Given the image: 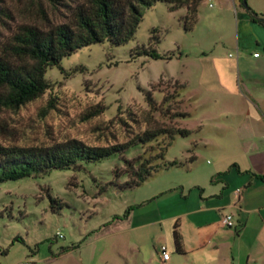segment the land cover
Listing matches in <instances>:
<instances>
[{
  "label": "rangeland",
  "instance_id": "rangeland-1",
  "mask_svg": "<svg viewBox=\"0 0 264 264\" xmlns=\"http://www.w3.org/2000/svg\"><path fill=\"white\" fill-rule=\"evenodd\" d=\"M73 1L54 5L49 0H0V49L22 24L46 30L66 22L70 10L64 4ZM234 3L237 8L250 3L264 6V0ZM231 7L230 0H202L193 30L185 31L184 9L171 11L167 3L156 2L144 9L131 40L79 48L61 59L64 71L48 69L50 88L41 97L18 110L0 108V140L47 145L77 138L105 145L124 142L155 126L189 128V117L180 120L174 115L189 112L183 94L196 81L199 51L215 39L212 29L219 27ZM149 45L171 58L136 55L137 47ZM183 78L189 86L179 81ZM147 90L156 101L155 109L145 100ZM94 108L102 112L92 115ZM189 139L174 136L162 162H186L195 154L187 151ZM143 148H131L124 156L135 158ZM196 155L192 165L159 169L134 187L121 186L127 176L114 174L117 167L124 168L118 154L82 162L78 168L51 169L0 183V264H237L225 252L216 258L208 249L186 255L175 252V223L188 247L208 232L191 217L166 219L193 206L192 183L203 181L205 170L218 157L205 149ZM161 245H166L169 261L162 259Z\"/></svg>",
  "mask_w": 264,
  "mask_h": 264
},
{
  "label": "crops",
  "instance_id": "crops-1",
  "mask_svg": "<svg viewBox=\"0 0 264 264\" xmlns=\"http://www.w3.org/2000/svg\"><path fill=\"white\" fill-rule=\"evenodd\" d=\"M230 1L228 16L212 29L215 39L199 51L196 81L183 94L189 101V128L197 130L187 151L192 149L196 158L205 149L218 157L204 180L192 183L193 206L166 219L191 217L207 228L206 237L191 247L183 239L184 255L208 249L213 258L225 252L237 264H264V26L248 10L264 14V6L237 8ZM179 81L190 85L188 79ZM227 213L232 227L220 222Z\"/></svg>",
  "mask_w": 264,
  "mask_h": 264
},
{
  "label": "trees",
  "instance_id": "trees-1",
  "mask_svg": "<svg viewBox=\"0 0 264 264\" xmlns=\"http://www.w3.org/2000/svg\"><path fill=\"white\" fill-rule=\"evenodd\" d=\"M49 1L55 5L62 4L63 0ZM201 1L75 0L73 5L64 4L70 10L66 22L51 25L46 30L33 24L20 25L0 49V108L18 110L41 97L50 88L46 77L48 69L55 66L64 71L60 65L61 59L79 48L103 41L119 45L131 40L142 20L144 9L150 8L156 2L167 3L171 11L185 8V15L181 19L182 26L185 31L193 30ZM241 1L246 5L245 0ZM248 10L252 20L264 26V14L256 13L250 8ZM135 53L153 59L171 58L158 53L150 45L137 47ZM145 100L155 109L156 101L149 90L145 91ZM92 111V115L102 112L100 108H94ZM174 117L182 120L190 117V112H178ZM121 121L126 122L123 118ZM196 131L180 125H160L146 128L124 142L105 145H92L77 138H66L47 145L0 140V183L51 169L78 168L82 162H97L118 154L123 158L124 168L120 170L121 168L117 167L114 174L117 177L121 174L127 176L121 186H138L159 169L193 163L194 155L189 156L186 162L162 160L165 148L174 136L191 137ZM145 146L148 147L147 151ZM137 147L145 148L135 158L124 156L128 150ZM188 151L192 152V149ZM131 209L129 207L127 211ZM15 240L23 241L19 237ZM173 243L175 252L185 253L177 223L173 229Z\"/></svg>",
  "mask_w": 264,
  "mask_h": 264
},
{
  "label": "built area",
  "instance_id": "built-area-1",
  "mask_svg": "<svg viewBox=\"0 0 264 264\" xmlns=\"http://www.w3.org/2000/svg\"><path fill=\"white\" fill-rule=\"evenodd\" d=\"M254 55L257 56L258 53H255ZM239 192H240V189L237 188L235 190V193L238 194ZM220 222L225 227H232L234 225V221H233L232 215L229 214V213L222 214L221 217H220ZM57 235L59 237L62 236L60 232H57ZM159 252L161 253V256H162L163 260H168L170 258V254L168 252V249H167L166 245H161L159 247ZM27 264H29V262H27Z\"/></svg>",
  "mask_w": 264,
  "mask_h": 264
}]
</instances>
